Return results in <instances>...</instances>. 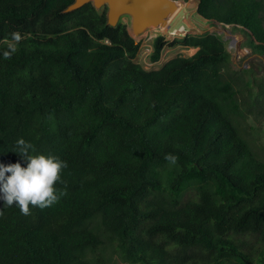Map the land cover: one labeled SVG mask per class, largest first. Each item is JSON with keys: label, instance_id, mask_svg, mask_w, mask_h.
<instances>
[{"label": "trees", "instance_id": "16d2710c", "mask_svg": "<svg viewBox=\"0 0 264 264\" xmlns=\"http://www.w3.org/2000/svg\"><path fill=\"white\" fill-rule=\"evenodd\" d=\"M74 1L0 0V163L26 166L21 138L67 162L51 206L0 201V264H264V156L240 128L226 41L157 35L153 62L167 44L196 51L148 71L126 23ZM262 9L198 0L197 13L264 55Z\"/></svg>", "mask_w": 264, "mask_h": 264}, {"label": "rangeland", "instance_id": "374dc122", "mask_svg": "<svg viewBox=\"0 0 264 264\" xmlns=\"http://www.w3.org/2000/svg\"><path fill=\"white\" fill-rule=\"evenodd\" d=\"M183 3L182 9L174 15L166 29L162 27H149L140 35L135 36L132 30V19L128 14L120 17V22L126 23L130 34L139 43V52L135 61L145 70L151 71L161 68L168 60L177 56H190L196 49L182 45L171 46L167 44L158 61L150 60V53L153 50V40L157 35H164L166 41L171 43L184 37L183 35H172L169 32L180 25L187 27L186 34H201L203 32L217 33L226 41L227 49L230 53V67L233 72L243 73V83L238 82V98L243 103V117L240 121V128L243 130L245 138L251 141L253 148L264 156V103L253 104L256 97L257 82L264 80V55H258L252 50V38L241 28L232 25L214 24L203 19L197 13L198 0H177ZM263 9L260 13L264 26V0H261ZM152 35V37L150 36ZM233 40L236 42L233 43ZM247 70V73L243 72ZM253 79V84L249 87L245 84ZM115 263L121 264L118 259Z\"/></svg>", "mask_w": 264, "mask_h": 264}, {"label": "clouds", "instance_id": "9594fccd", "mask_svg": "<svg viewBox=\"0 0 264 264\" xmlns=\"http://www.w3.org/2000/svg\"><path fill=\"white\" fill-rule=\"evenodd\" d=\"M16 143L14 152L27 164L0 163V201L3 206L15 204L26 215L30 212V205L45 208L57 202L62 193L58 192L56 184L67 162L54 154H33V145L23 138ZM166 159L175 162L173 156H167Z\"/></svg>", "mask_w": 264, "mask_h": 264}, {"label": "water", "instance_id": "95a60500", "mask_svg": "<svg viewBox=\"0 0 264 264\" xmlns=\"http://www.w3.org/2000/svg\"><path fill=\"white\" fill-rule=\"evenodd\" d=\"M177 0H75L65 10L73 11L92 2L97 9L108 7V23L116 26L120 17L128 14L132 19L135 36L149 27H164L176 10Z\"/></svg>", "mask_w": 264, "mask_h": 264}, {"label": "built area", "instance_id": "2783aa9c", "mask_svg": "<svg viewBox=\"0 0 264 264\" xmlns=\"http://www.w3.org/2000/svg\"><path fill=\"white\" fill-rule=\"evenodd\" d=\"M187 27L185 25H180L178 28L173 29L172 31H170L169 33L172 35H183L185 36L187 33ZM152 37V35H150ZM236 41L233 40V43H235ZM192 49V48H191ZM194 49V48H193Z\"/></svg>", "mask_w": 264, "mask_h": 264}, {"label": "bare ground", "instance_id": "6f19581e", "mask_svg": "<svg viewBox=\"0 0 264 264\" xmlns=\"http://www.w3.org/2000/svg\"><path fill=\"white\" fill-rule=\"evenodd\" d=\"M175 4H176V10H175L174 14L172 16H170V18L168 20V24L166 26L162 27V29H166L168 27L169 22L172 20L171 18H173L174 15L176 13H178L182 9V7H183V3L181 1H176Z\"/></svg>", "mask_w": 264, "mask_h": 264}]
</instances>
